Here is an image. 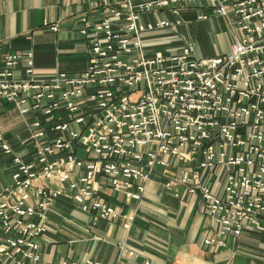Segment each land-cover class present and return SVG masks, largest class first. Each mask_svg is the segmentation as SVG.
I'll return each instance as SVG.
<instances>
[{
  "label": "built area",
  "instance_id": "2783aa9c",
  "mask_svg": "<svg viewBox=\"0 0 264 264\" xmlns=\"http://www.w3.org/2000/svg\"><path fill=\"white\" fill-rule=\"evenodd\" d=\"M99 7L98 22L82 20L90 46L81 74L37 79L31 52L2 61L0 104L18 110L29 134L15 144L0 131V153L12 164L0 194V257L47 264L42 240L58 199L128 226L135 214L122 213L106 190L139 203L157 170L167 175L174 164L181 170L164 189L179 198L177 182L199 194L217 227L204 247L224 249L248 228L264 234V0H99ZM209 11L235 33L229 52L198 58L184 43L149 53L148 38L177 36L188 16L207 21ZM22 63L27 77L17 78Z\"/></svg>",
  "mask_w": 264,
  "mask_h": 264
},
{
  "label": "crops",
  "instance_id": "0c3cea01",
  "mask_svg": "<svg viewBox=\"0 0 264 264\" xmlns=\"http://www.w3.org/2000/svg\"><path fill=\"white\" fill-rule=\"evenodd\" d=\"M99 0H0V67L9 53L31 52L34 77L52 78L64 72L76 76L84 72L89 59L90 41L81 35L82 20L98 22L102 15ZM189 39L178 43L193 44L198 58H208L230 51L235 33L223 18L210 16L207 21L188 16ZM58 30L52 31L51 26ZM159 34L146 40L149 53L166 52ZM17 78H26L25 64L15 70ZM0 131L18 143L29 134L28 124L13 105L0 104ZM174 163V162H173ZM180 167L174 164L163 175L157 170L139 203L127 205L123 192L106 190L110 202L124 214H135L126 225L92 218L74 203L58 199L47 213L46 233L41 259L47 264L63 261L93 260L102 264H264V234L250 228L240 238H229L227 247L209 250L205 238L217 227L203 208L199 194H189L187 186L176 182L179 198L166 191L163 184L175 180ZM10 158L0 153V194L12 180ZM219 179L216 191L223 189ZM222 186V187H221ZM133 255H130V253ZM0 264H13L0 257Z\"/></svg>",
  "mask_w": 264,
  "mask_h": 264
},
{
  "label": "rangeland",
  "instance_id": "374dc122",
  "mask_svg": "<svg viewBox=\"0 0 264 264\" xmlns=\"http://www.w3.org/2000/svg\"><path fill=\"white\" fill-rule=\"evenodd\" d=\"M208 14H209V16H214L215 15V13H214V11H209L208 12ZM187 28L185 29V27H182V26H179V27H177L176 29H175V34L177 35V36H173V37H168V38H163L162 39V42L164 43V44H170V43H172V42H174V41H176V40H184L183 39V37L184 38H190L189 37V33L187 32ZM178 43H176L174 46H175V48L178 46L177 45ZM169 50H172V49H169Z\"/></svg>",
  "mask_w": 264,
  "mask_h": 264
}]
</instances>
